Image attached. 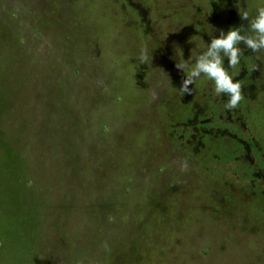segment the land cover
Segmentation results:
<instances>
[{"label":"rangeland","instance_id":"374dc122","mask_svg":"<svg viewBox=\"0 0 264 264\" xmlns=\"http://www.w3.org/2000/svg\"><path fill=\"white\" fill-rule=\"evenodd\" d=\"M261 6L0 0V264H264V49L175 66Z\"/></svg>","mask_w":264,"mask_h":264},{"label":"clouds","instance_id":"9594fccd","mask_svg":"<svg viewBox=\"0 0 264 264\" xmlns=\"http://www.w3.org/2000/svg\"><path fill=\"white\" fill-rule=\"evenodd\" d=\"M240 17L242 20L249 19L247 11ZM250 32L251 34L244 35L236 27L230 28L226 33L220 30L219 37L212 36L211 42L203 51L198 52L193 60L177 62L175 65L177 69L182 70L183 73L185 69H188L189 72L186 77L182 78L181 91L192 95L189 85L203 75L214 82L217 94L228 96L225 107L236 108L243 99L241 84L238 81L234 82L224 66V60L227 58L229 68H236L240 63L242 49L239 45L241 42L253 52L264 49V6L258 7L257 15L250 21ZM140 59L142 62L149 59L146 50L141 52ZM252 70H259V66L254 65Z\"/></svg>","mask_w":264,"mask_h":264},{"label":"trees","instance_id":"16d2710c","mask_svg":"<svg viewBox=\"0 0 264 264\" xmlns=\"http://www.w3.org/2000/svg\"><path fill=\"white\" fill-rule=\"evenodd\" d=\"M242 118L245 119V116L243 115ZM250 119H251V117L249 116V120ZM230 121L233 123V122L241 121V119H239V117H235V118L231 119ZM245 124H247V122H245ZM241 125H242V123H241ZM257 231H258L257 227L255 226V224H253V226H251V234L254 235V233H256V235H257L258 234Z\"/></svg>","mask_w":264,"mask_h":264}]
</instances>
